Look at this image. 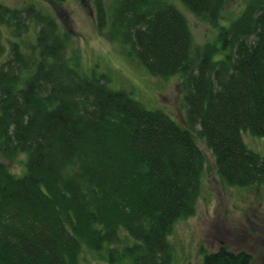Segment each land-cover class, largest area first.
<instances>
[{
  "label": "trees",
  "instance_id": "1",
  "mask_svg": "<svg viewBox=\"0 0 264 264\" xmlns=\"http://www.w3.org/2000/svg\"><path fill=\"white\" fill-rule=\"evenodd\" d=\"M43 1L53 14L0 2V264H83L84 249L108 264H172L169 236L195 214L206 168L193 132L226 186L264 185V157L243 139L264 138V0L227 27L225 0H180L217 28L202 46L167 0H116L109 15L93 0L100 34L130 44L151 76L180 79L185 127L80 72L65 56L68 0ZM251 261L221 246L202 264Z\"/></svg>",
  "mask_w": 264,
  "mask_h": 264
},
{
  "label": "rangeland",
  "instance_id": "2",
  "mask_svg": "<svg viewBox=\"0 0 264 264\" xmlns=\"http://www.w3.org/2000/svg\"><path fill=\"white\" fill-rule=\"evenodd\" d=\"M115 1L103 0L107 15ZM167 1L185 15L195 46L216 40L217 28L190 13L180 0ZM0 2L11 8L34 5L52 14L55 8L43 0ZM246 3L247 0H225L218 26L227 27L242 13ZM59 6L66 8L72 17L73 33L66 45L65 56L72 58L80 72L96 78L103 76L108 89L124 91L146 109L160 110L180 126H186L184 91L178 77L151 76L136 60L130 44L108 39V27L100 34L96 28L93 0H68ZM193 134L206 156V168L195 214L179 220L169 236L172 264H202L205 254L215 253L221 246L231 252H248L252 257L251 264H264V185L251 188L226 186L216 173L211 153L196 132ZM243 139L251 150L264 157V138L252 137L245 132ZM22 159L24 157L20 155L19 162L9 164L13 173L23 172ZM80 260L83 264H108L88 249L80 254Z\"/></svg>",
  "mask_w": 264,
  "mask_h": 264
}]
</instances>
